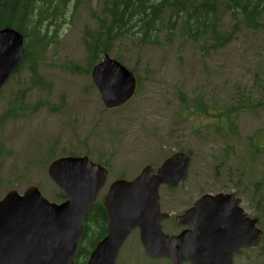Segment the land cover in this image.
Here are the masks:
<instances>
[{"label": "rangeland", "instance_id": "374dc122", "mask_svg": "<svg viewBox=\"0 0 264 264\" xmlns=\"http://www.w3.org/2000/svg\"><path fill=\"white\" fill-rule=\"evenodd\" d=\"M68 2L64 14L41 23L44 41L31 32L35 47L45 43L36 64L42 85L30 87L28 62L0 93V200L12 189L23 193L36 185L48 200L64 201L48 166L56 158L79 155L108 167L102 203L114 179H132L147 164L158 167L186 151L189 178L176 190L161 187L162 209L175 216L204 193L236 191L264 230V16L251 28L235 26L225 15L224 30L238 29L217 51L178 35L170 40L161 34L151 45L117 41L108 55L137 73L138 90L124 106L107 109L84 44L86 33L98 29L101 0ZM163 225L178 231L173 221ZM103 227L98 219L89 221L82 245L99 237ZM118 259V264H171L148 259L138 232ZM237 264H264V241Z\"/></svg>", "mask_w": 264, "mask_h": 264}, {"label": "water", "instance_id": "95a60500", "mask_svg": "<svg viewBox=\"0 0 264 264\" xmlns=\"http://www.w3.org/2000/svg\"><path fill=\"white\" fill-rule=\"evenodd\" d=\"M23 35L0 29V89L24 62ZM92 78L107 108H117L134 95V72L106 56L95 65ZM190 156L178 152L157 169L148 164L132 181H114L105 198L108 234L91 253L87 264H116L129 235L140 229L146 254L169 257L174 264H233L226 248L230 233L238 246H258L263 231L259 219L247 217L237 194H206L180 222L200 226L170 238L161 228L168 215L161 213L159 187H176L189 175ZM50 178L68 199L60 204L43 197L37 186L23 194L11 190L0 200V264H75L83 236L84 218L106 184L108 170L87 156H66L48 167ZM222 226V227H221Z\"/></svg>", "mask_w": 264, "mask_h": 264}, {"label": "trees", "instance_id": "16d2710c", "mask_svg": "<svg viewBox=\"0 0 264 264\" xmlns=\"http://www.w3.org/2000/svg\"><path fill=\"white\" fill-rule=\"evenodd\" d=\"M68 1L0 0V28H16L25 36V62L30 64L31 88L43 83L36 64L45 46L44 43L35 47L31 32L38 33L40 40L44 41L45 34L40 33L41 23L64 14L69 8ZM78 2L75 0V4ZM100 8L98 29L87 32L84 39L89 68L122 39L138 40L141 45H151L159 42L161 34L170 40L178 35L187 41L202 42L217 51L232 40L238 29L234 27L231 31L224 30L225 15L234 20L235 26L244 23L251 28H257L264 16V0H101ZM35 51L38 56L34 57ZM245 107H230L226 115ZM217 116L221 117V114ZM227 119L232 123L234 121L230 116ZM96 218L100 224L105 223L104 230L99 237L92 236L93 239L84 246L82 242L89 231V221L97 223ZM106 231L105 208L102 204H95L85 219V233L78 249L76 264H85L90 251Z\"/></svg>", "mask_w": 264, "mask_h": 264}, {"label": "flooded vegetation", "instance_id": "af4514ba", "mask_svg": "<svg viewBox=\"0 0 264 264\" xmlns=\"http://www.w3.org/2000/svg\"><path fill=\"white\" fill-rule=\"evenodd\" d=\"M190 207H191V206H190ZM187 209H188V208L184 209V210L182 211V213H180V214H178V215L184 214L185 211H186ZM176 216H177V215L173 216V218H174L175 225H176L177 228H178V233H180L181 231L187 229V228H188V225L177 223V222H176V218H175ZM171 217H172V214H171ZM198 224H199V223H197V225H198ZM246 251H247V248L241 249L240 253L237 254V255H235V258H236V259H240V258L244 257V254H245Z\"/></svg>", "mask_w": 264, "mask_h": 264}, {"label": "bare ground", "instance_id": "6f19581e", "mask_svg": "<svg viewBox=\"0 0 264 264\" xmlns=\"http://www.w3.org/2000/svg\"><path fill=\"white\" fill-rule=\"evenodd\" d=\"M139 11V10H138Z\"/></svg>", "mask_w": 264, "mask_h": 264}]
</instances>
